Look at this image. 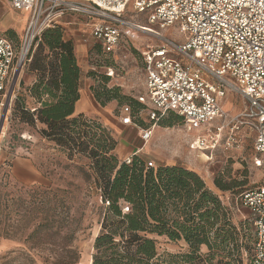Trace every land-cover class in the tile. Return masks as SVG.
Segmentation results:
<instances>
[{
  "label": "rangeland",
  "instance_id": "rangeland-1",
  "mask_svg": "<svg viewBox=\"0 0 264 264\" xmlns=\"http://www.w3.org/2000/svg\"><path fill=\"white\" fill-rule=\"evenodd\" d=\"M0 12L2 20L12 12L21 14L11 8L10 0H0ZM123 17L134 26L125 27L128 33L122 36L116 50L109 54L99 51V44L92 37L91 27L85 24L87 20L83 16L66 15L58 25L64 29L67 39L74 41L75 49L78 41L87 42L84 49L77 53L82 59L81 86L106 84L108 88H117L122 101L115 99L106 105L116 120L121 121L123 109L130 107L133 125L124 132L129 134L136 130L134 125L147 127L153 124L150 119L153 105L147 94L141 51L150 46L168 44L169 41L181 44L187 33H182L178 24L165 28L150 24L149 13L137 12L132 3ZM65 21L69 23L65 24ZM137 25L150 26L159 35L141 30ZM5 30L6 25L2 23L0 36ZM4 33L15 38L21 36L22 29L15 31L8 28ZM174 52L178 59L181 58L177 51ZM35 79L36 74L27 62L19 74L16 96L23 91L21 82L28 87ZM29 100L33 105V100ZM13 101L4 120V133L0 134V264H60L67 257V252L74 249L80 254V261L76 264H92L94 241L107 204L102 202L95 177L88 168L90 160L78 154L71 157L68 149L40 134V125L12 126ZM133 101H138L140 105ZM223 106L230 115H234L245 108V100L227 86ZM85 115L106 126L99 117ZM168 119L173 122L172 126L165 125L164 120ZM106 127L116 137L115 131ZM207 128L189 131L181 117L176 113H167L157 121L151 140L146 144L141 142L143 149L139 156L156 167L180 165L197 172L207 186L230 206L237 225L240 222L250 224V210L240 206L237 197L244 190L264 186V158L254 148L255 135L248 129L236 130L233 133L235 139L228 142V132H225L223 140L215 147L199 150L194 146V139ZM25 159L33 162L43 176L42 182L29 181L26 168H22L20 163ZM216 179H223L233 187L222 191L216 187ZM159 247L161 253L188 252V245L183 240L171 241L161 237ZM201 253L206 258L207 247L203 246ZM232 253H215L212 263L206 264H220V261L221 264H236ZM250 255L251 251L243 252L240 264H250Z\"/></svg>",
  "mask_w": 264,
  "mask_h": 264
},
{
  "label": "trees",
  "instance_id": "trees-1",
  "mask_svg": "<svg viewBox=\"0 0 264 264\" xmlns=\"http://www.w3.org/2000/svg\"><path fill=\"white\" fill-rule=\"evenodd\" d=\"M27 62L36 79L28 87L21 82L23 91L13 101L10 124L40 125V134L68 149L71 157L78 154L90 160L88 168L102 202L107 204L94 241L92 264H206L212 263L215 253L226 252H233V261L240 264L243 252L252 254V217L251 225H237L230 206L197 172L180 165L156 167L137 154L132 155L130 162L121 161L115 154L118 140L112 131L84 113L75 114L83 70L74 41L67 39L61 26L57 24L41 33ZM90 89L102 107L115 99L122 101L117 88L99 84ZM164 123L173 125L171 119ZM215 185L222 191L233 187L223 179H216ZM244 191L237 197L240 206ZM161 237L183 240L188 252L161 253ZM203 246L208 249L206 258L201 253ZM67 254L60 264L80 261L76 249Z\"/></svg>",
  "mask_w": 264,
  "mask_h": 264
},
{
  "label": "built area",
  "instance_id": "built-area-1",
  "mask_svg": "<svg viewBox=\"0 0 264 264\" xmlns=\"http://www.w3.org/2000/svg\"><path fill=\"white\" fill-rule=\"evenodd\" d=\"M131 3L137 12L149 13L150 24L162 28L178 24L187 33L181 44L169 41L141 51L153 105V124L138 128L142 143L151 140L162 116L174 112L189 131L208 127L194 139L199 150L215 147L225 132L230 142L236 130L248 129L255 135L256 152L264 158V0H11L14 9L28 10L30 19L18 49L0 36V118L6 107L7 118L16 97V85L11 92L15 75L27 64L34 41L45 29L68 13L86 16L93 20V38L109 54L128 33L125 27L134 26L123 17ZM227 86L245 100V108L234 115L223 106ZM121 119L132 125L129 106ZM131 157L125 160L130 162ZM240 201L255 226L250 264H264V186L244 191Z\"/></svg>",
  "mask_w": 264,
  "mask_h": 264
},
{
  "label": "crops",
  "instance_id": "crops-1",
  "mask_svg": "<svg viewBox=\"0 0 264 264\" xmlns=\"http://www.w3.org/2000/svg\"><path fill=\"white\" fill-rule=\"evenodd\" d=\"M10 4H11V0H10ZM11 8L15 11L21 12V14L12 12V13L6 15V17L2 20V15L0 12V28H1V24L5 23L6 30L8 28H13V29H15V31H19L22 29L21 36H19V37L16 36L15 38H10V37L6 36L4 33L6 30L2 32V37L10 40L13 43V45L15 46V48L18 49L22 44V40H23V37L25 34V30H26L27 25L29 23L30 12L28 10H16L12 7V5H11ZM70 14H76V13H68L66 15H70ZM78 15H80V14H78ZM81 16H83V15H81ZM83 17L87 20V22L85 24L91 27L90 33L92 35L93 20L89 19L86 16H83ZM66 23H69V22L65 21V24ZM92 37H93V35H92ZM86 45H87L86 41H82V40L78 41L76 49H75L76 55L81 50H83ZM77 59H78L79 65L81 66L80 61H82V59L78 55H77ZM83 61H84V59H83ZM145 78H146V75H145ZM146 89H147V84H146ZM79 113L95 115V116L99 117L106 126H109L110 128H112L115 131L116 138L118 140V145L115 149V154L118 156V158L121 161L131 157L134 154L139 155V153L142 152V149H143L142 143H141L142 141L138 135V131H136V130H138V128L140 126L134 125L136 127V130L131 131L129 134H124V132H126V130L128 131V129H130L128 127H131L133 124L132 125L123 124L122 119H121V121L116 120V118H114L110 114L109 110L106 107H102L94 98V95L90 89V84L86 87H82L80 99L75 104V114H79ZM133 135H134V137H132ZM20 163H21L22 168L23 167L26 168L25 172L29 176V181L42 182L43 176L40 174V172L37 170V168L33 165V162L30 159H25L23 162H20Z\"/></svg>",
  "mask_w": 264,
  "mask_h": 264
},
{
  "label": "water",
  "instance_id": "water-1",
  "mask_svg": "<svg viewBox=\"0 0 264 264\" xmlns=\"http://www.w3.org/2000/svg\"><path fill=\"white\" fill-rule=\"evenodd\" d=\"M19 74H20V70L17 71L16 75H15V78H14V82H13V86H12V89H11V92L14 88V86L16 85L17 81H18V77H19ZM11 92L9 93V98L11 96ZM7 107L4 109L3 113H2V117H1V121H0V134L2 133V128H3V125H4V120L6 119V113H7Z\"/></svg>",
  "mask_w": 264,
  "mask_h": 264
},
{
  "label": "bare ground",
  "instance_id": "bare-ground-1",
  "mask_svg": "<svg viewBox=\"0 0 264 264\" xmlns=\"http://www.w3.org/2000/svg\"><path fill=\"white\" fill-rule=\"evenodd\" d=\"M143 30H144V31H147V32H149V33H153V34H155L154 31H153V29H151V28L144 27ZM3 130H4V128H3ZM3 133H4V131H2V134H3Z\"/></svg>",
  "mask_w": 264,
  "mask_h": 264
}]
</instances>
